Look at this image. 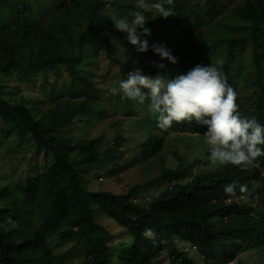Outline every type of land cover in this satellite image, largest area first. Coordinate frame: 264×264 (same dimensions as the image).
I'll return each instance as SVG.
<instances>
[{
    "label": "trees",
    "instance_id": "1",
    "mask_svg": "<svg viewBox=\"0 0 264 264\" xmlns=\"http://www.w3.org/2000/svg\"><path fill=\"white\" fill-rule=\"evenodd\" d=\"M65 1L0 0V132L2 135L10 134L1 141L6 147L8 160L7 171L2 169L4 167L0 169L4 173L0 177V264H64L66 254L68 260H78L77 264H155L163 251L177 264H223L235 256L236 250L260 226L263 228L257 237L260 245L264 246V213L251 214L246 204L240 210L235 201L227 199L232 194L224 192V186L229 183L235 184L237 192L241 190V185L246 191L260 181L257 190L259 201L264 206V156L256 160L261 172L253 166L227 164L223 166L225 172L217 173L215 177L214 174L211 177L210 173L208 177L195 176L169 188L162 186L159 194L144 205L131 200L139 187L146 190L162 182L188 176L186 172L191 165V161L184 159L176 150L171 152L170 157L174 161L167 162L163 149L164 136L158 130L156 113L148 108L144 118H137L134 122L144 134L134 143L136 155L127 156H132V159L125 157L127 147L123 146H129V140L120 132L105 149L103 134L82 144L72 143L62 136V132L70 129L74 117L92 112L97 101L107 102L108 110L115 111L117 108L134 115L135 101L121 99L120 95L112 96L114 101H111L109 91L105 92L95 79L80 70V62L91 57L89 49L97 42L104 45L110 61L117 64L119 80L126 79L127 72L136 68L150 75L159 73L172 78L181 74L182 67L178 61L175 64L166 58L161 61L153 52V46L167 43L171 36L189 32L191 28L212 24L214 29L198 30L184 46L188 48V62L194 66L222 62L227 82L237 94L240 114L255 117L264 124V0H244L225 19L217 18L225 8L222 7L223 0L150 2L151 5L163 4L171 15L156 16L158 12L145 10V17L156 16L158 21L164 22L146 18L149 25L145 27L151 28L150 35L141 38L148 41V62L143 55L135 62L112 55L119 44H132L126 33L114 27L110 17L131 19V13L141 10L135 0H91L88 7L82 4L78 10L83 22L78 35L72 21H60L59 17H55V21L61 31L44 35L37 25L55 9V5ZM161 24L160 29L153 30ZM61 33L66 38L62 43ZM219 35L224 37L213 40ZM56 43H61L65 51L54 50ZM111 44L115 45L113 51ZM245 47L249 49V63L243 61ZM218 49L223 55H219L220 59L213 58L212 52ZM153 62H162L165 68H157ZM246 65L250 66L248 76L245 83L239 85L238 71ZM11 71L20 80L37 81L44 88L46 98L56 99L60 89L72 90V87L74 91L82 92V97L76 100L57 99L42 119L37 120L31 113V108H39L35 102L26 106L23 96L19 99L7 96L8 86L4 76ZM63 78L67 82H63ZM135 104L139 109L140 106L145 108L148 101ZM12 117L19 120L23 133L32 136L34 152L46 151L50 156L49 162L33 165L31 169L42 171L36 177L26 179L25 183L11 180L17 169L13 157L22 142L21 138L16 140L12 135L14 131H9ZM77 122L84 123L83 120ZM169 129L203 135L206 131V127L194 120L173 122ZM205 155H209L208 150ZM152 157L156 158L158 174L139 187L134 186L121 194L92 191L87 187L86 175L101 167L106 158L111 161V173L117 174L124 167L122 162L134 165ZM80 158L86 163L75 167V161ZM196 159L198 157L193 158ZM258 174L260 178L255 179ZM96 213L113 219L131 241L113 244L112 233L97 220ZM145 229H152L155 237L145 238ZM175 237L197 244V252L189 255L180 251L175 245ZM62 245L68 246L67 252H61Z\"/></svg>",
    "mask_w": 264,
    "mask_h": 264
},
{
    "label": "rangeland",
    "instance_id": "2",
    "mask_svg": "<svg viewBox=\"0 0 264 264\" xmlns=\"http://www.w3.org/2000/svg\"><path fill=\"white\" fill-rule=\"evenodd\" d=\"M79 1V2H78ZM156 2V0H144V9L146 11L153 10L156 11L155 7L150 4V2ZM244 0H223L224 5L222 7H225L220 15L217 17L218 19H225L227 15L233 10V8L241 4ZM91 0H66L63 3H60L59 5H55V9L53 11H50L47 16H45L44 19H42V22L37 25L41 32L49 36L51 32L54 34H58L60 30L59 25L57 21H55V17H59L60 21H66L70 20L74 24L75 28V34L78 35L82 29V21L80 19V15L78 13V10L81 8L80 6L84 4L87 6ZM54 5V2L52 6ZM88 7V6H87ZM233 12V11H232ZM231 12V13H232ZM127 18V17H125ZM148 20L155 19L157 20L156 16H147ZM215 23L214 21H212ZM158 23H164L163 21H158ZM149 24L145 23V26H148ZM163 24L156 26V28H153V30H158L162 27ZM151 29V28H149ZM204 29H214L213 24L212 25H204L200 28H191L189 32H184L179 35H175L174 37L171 36V39L167 43L160 44L159 46H164L168 48L173 56H179L178 58V64L182 67L181 73H186L188 70H190L192 67H194L193 64L189 63L187 60L188 55L186 53L188 52V48H184L186 44L190 40H192L198 30H204ZM62 34V33H61ZM233 35V34H232ZM224 37L223 35H219V37H215L213 40L221 39ZM64 38V39H63ZM60 42L62 43V40L66 41V38L63 37V34L61 35ZM48 41H51L48 39ZM61 43H56L54 46V50L57 49L58 51H65ZM113 44V43H112ZM112 51L115 48V45L112 46ZM128 47V49H127ZM92 62L91 63V57H86L82 62H80L79 67L80 70L83 72L84 75L89 76L90 78L95 79L98 86H101L105 92H108V89L113 84H116L120 79V72L118 70V66L115 62L110 61V58L108 57L106 53V48L104 45L100 43H96L93 45L90 49ZM112 55L114 57H122L123 60H133L138 61L139 58H141V55L144 56V60L147 62L150 60V54L146 52H138L137 47L135 45L128 46L127 44H119L118 50H114L112 52ZM213 58L220 59L219 55H223L222 51L220 49L212 52ZM243 61H246V63H249L247 57L249 55V49L243 48ZM250 66L246 65L242 69L238 71V84L243 85L245 83V80L247 78V71L249 70ZM146 75V74H145ZM150 76V75H149ZM66 78V77H65ZM63 78V79H65ZM4 80L6 81V84L8 86L7 96L8 97H14L16 99H19L21 96L25 98L26 106H31L33 102H35L38 105L37 110H33L31 108V113L35 119H42V117L45 114V111L52 106H54L57 99H70V100H76L80 97H82V92L80 91H74V87L71 89H60V91L56 94V99H50L44 97V88H41L39 83L37 81H31L28 82L24 79H18L16 76V73L14 71L9 72L8 74H5ZM62 80V79H61ZM63 82H67V80H62ZM109 99L112 101L113 97L112 95H109ZM114 101V100H113ZM107 102H101L97 101L93 104V111L88 114H78L76 117H74L72 121V125H70V129L66 130V132H62L64 135L63 138L68 139L72 143L82 144L88 140L96 139L102 134L104 135V144L103 149L106 147H109V145L112 143L111 140L115 136L117 132H120L123 136L127 137L129 140V146H123L127 147V154L125 157L130 156L132 154L136 155V141H138L136 138H143V132L138 128L137 125L134 124L136 122L137 118L143 117L144 113L147 111L149 106L147 105L145 108L143 106H140V109L138 108V104H134V115L132 113H125L123 110H118L117 108L113 110H108ZM115 106L118 107L117 104ZM119 108V107H118ZM150 109V108H149ZM144 118V117H143ZM78 120H83L84 123L81 124L77 122ZM9 131H14L12 134L15 139L21 138L22 142L20 143V146L15 152V155L13 157V164L17 168L15 176L11 179L12 182L16 181H22L25 183L26 179H30L33 177H36L42 169L33 170L31 169L34 164H39L40 162H49L50 156L48 153L45 152H39L35 153V144L33 142V138L28 133H23L20 122L17 118L12 117L11 119V125H10ZM163 133L164 136V157L167 160V162L170 164L174 160L171 157V152L173 150L178 151L180 154H185V152L189 151L194 156H200L203 154V152L206 150L207 145L202 140V137H198L194 140L193 137H189L188 139L184 141L180 140L181 133H170L169 129H158ZM23 133V134H21ZM9 133H6L5 135H2L0 132V169L2 167L3 170L7 171L6 163L8 160L7 157V150L5 145H2V142L6 136H9ZM202 136V135H201ZM204 138V137H203ZM194 146L195 148L188 149L186 146ZM195 149V150H192ZM99 150H102L101 148ZM77 153L80 151H76ZM194 156L188 158L191 160ZM131 158V157H127ZM80 158L79 161H75V167L82 166L85 164V160ZM155 157L150 158L147 161L145 159H142L139 161V163H135L134 165H131L130 162H122L121 164L124 165L122 170L116 174V175H110L109 171L111 169V161H109V158L105 159V163L95 172L88 173L86 175V184L89 190L92 191H100V190H106L111 191L114 193H125L130 188L134 186H138L146 181H149L152 178H155V176L158 174V168L155 167L157 165L155 161ZM130 161V160H129ZM150 162V163H148ZM224 165H213L210 163L208 156H202L200 161H198V165L196 168H192V171L188 174V178L191 179L192 177L196 176L197 174H200L201 171H205L206 173L209 170H214V173H218L223 170ZM217 170V171H216ZM0 171V177L3 175ZM187 179V180H189ZM7 180V179H6ZM1 184L4 185L5 182L2 180ZM164 184H160L158 186L154 185L149 187L146 190H143V188L139 187V189L136 192L135 200L137 202H140L144 205L149 203L153 198H155L160 191V188H162ZM244 197V198H243ZM243 198V199H242ZM241 200H250L251 198L249 195L242 196ZM95 211H97V208L95 207ZM96 218L99 222L104 224L106 228L112 233V243H120L122 241H131L129 235H125V232H123V229L120 228V226L112 219L106 217L105 215H102V213H96ZM175 245L179 246L181 245L180 238L175 237ZM114 241V242H113ZM258 245L257 241H254L251 243V247H255ZM248 248L246 251L239 252V257L241 260H244L245 264H264V247H260V244L256 247V249ZM68 246H61L62 253L67 252ZM64 264H77L78 260L70 259L68 260V255L66 254L64 257ZM80 259V258H79ZM72 260V261H71ZM155 264H177L172 259H170L165 251L160 253V256L155 261Z\"/></svg>",
    "mask_w": 264,
    "mask_h": 264
},
{
    "label": "clouds",
    "instance_id": "3",
    "mask_svg": "<svg viewBox=\"0 0 264 264\" xmlns=\"http://www.w3.org/2000/svg\"><path fill=\"white\" fill-rule=\"evenodd\" d=\"M135 3L141 10L131 13V19L115 16L110 18L118 31L127 34L128 41L137 47L138 52H146L149 47L148 41L141 37L150 35V29L145 27L147 19L145 17L144 0H135ZM153 6L158 12L156 16L168 17L171 15L169 9L163 4L155 3ZM138 29L141 31L138 32ZM152 50L161 58V61L165 58L173 64L178 61V58L173 56L170 50L164 46H153ZM153 64L157 68H165L162 62H153ZM221 65L222 62L217 65L197 64L186 73H181L183 71L181 70V74L172 78L159 73L155 76L150 75L143 73L142 69L136 68L133 71H128L127 78L121 79L110 86L108 91L112 96L120 95L121 99L132 100L139 104H144L145 101H148L150 110L157 114V127L162 130L169 129L173 122H192L193 120L196 124L206 127L204 135L198 132H172L170 129L169 132L181 133L180 140L184 142L185 138L188 139L191 136L193 137L192 140L202 137V140H205L207 145L206 150H208V159L211 164H233L241 167L253 166V168H258L259 172H261L262 169L256 160L258 157L264 156V147H261L264 146V124L259 123L255 117L242 116L240 114L236 103L237 94L227 82V77ZM186 147L188 149L195 148V145ZM205 151L200 156H194L189 151L182 154L184 159L191 161L189 163L191 164L189 172H186L187 175L192 171V168L197 167L198 161H200L202 156H205ZM192 156H194L193 158L198 157V160L196 159L195 161L193 158L189 160L188 158ZM96 170L89 173H93ZM111 170L112 168L109 174L116 175L112 174ZM204 172L201 171L196 176L208 177L212 173L211 177H213V174L215 177L217 174L214 173V170ZM221 172H225V169L223 168L218 173ZM259 178L260 175L258 174V178L255 179ZM187 179H189L188 176L177 177L161 184H164L163 187L169 188V186L177 183L191 180ZM259 182H257L256 186L246 191L244 190L245 186L241 185V190L237 192L235 191V184L229 183L224 186V192L232 194L227 199L235 201L240 210L243 208V204H246L250 208L249 213L260 211L261 214L264 213V206L259 201V192L257 190L260 187ZM247 195L251 198L250 200H241L242 196ZM135 197L131 198V200L137 202ZM262 228L260 226L258 230H254L252 237L236 250L235 256L223 264H245L244 260L240 259L239 252L246 251L254 241H257L258 245L260 244L257 234L260 235ZM143 235L148 239L155 237L152 229H145ZM180 242L181 245L176 246L180 251L189 255L197 252V244L182 240ZM257 246L251 248L256 249ZM260 247L264 246L260 245Z\"/></svg>",
    "mask_w": 264,
    "mask_h": 264
}]
</instances>
